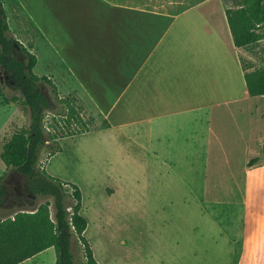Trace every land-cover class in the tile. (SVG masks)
Returning <instances> with one entry per match:
<instances>
[{"label": "crops", "instance_id": "1", "mask_svg": "<svg viewBox=\"0 0 264 264\" xmlns=\"http://www.w3.org/2000/svg\"><path fill=\"white\" fill-rule=\"evenodd\" d=\"M14 1L35 36L19 25L10 35L33 54L41 42L42 75L75 91L95 128L129 153L184 171L199 162L190 174L203 183L217 172L212 161L232 168L241 159L247 196L261 192L244 209L246 264H264V95L248 93L243 64L254 54L235 46L223 0ZM51 250L20 264H55Z\"/></svg>", "mask_w": 264, "mask_h": 264}, {"label": "rangeland", "instance_id": "2", "mask_svg": "<svg viewBox=\"0 0 264 264\" xmlns=\"http://www.w3.org/2000/svg\"><path fill=\"white\" fill-rule=\"evenodd\" d=\"M20 1L28 5L31 2ZM237 1L223 0L227 7L233 8ZM16 5L14 0H3L8 25L11 29L18 25L28 29L34 37V29L26 17L23 14L15 17ZM40 43L34 53L39 61L34 69L37 75L44 73ZM248 48L254 60L244 58V66L263 67L264 39ZM13 55L21 58L18 50ZM47 68L57 69L54 65ZM49 79L55 85L51 76ZM56 88L57 97L75 102L85 119L94 118V125L86 132L66 134L75 124L65 127L59 116L64 114V108L52 87L42 84L41 90L54 109L44 116L47 138L39 150L36 167L79 187L81 214L87 219L83 235L90 246L93 243L100 264H246V248L242 243L247 231L244 209L247 201L250 207L258 206L261 192L251 195L250 191L247 196L241 159L232 161L235 164L232 168L217 159L212 161L218 167L217 172L203 183L201 178L194 179L190 174L199 172V162L184 171L157 165L146 153L143 158L147 161L137 158L133 155L135 149L129 153V147L119 143L113 134L95 128V117L75 91ZM0 90L7 98L21 97L9 73L1 66ZM255 106L262 108L263 104ZM28 124V111L19 103L6 104L0 95V151L5 137ZM259 127L264 128V120ZM47 133H55L56 140L50 139ZM0 177V186L5 191L0 219L19 208L44 201L33 196L24 175L6 168L1 159ZM65 189L71 192L70 186L65 185ZM71 240L76 263L85 264L81 245L75 237ZM51 251L55 252L53 248Z\"/></svg>", "mask_w": 264, "mask_h": 264}, {"label": "trees", "instance_id": "3", "mask_svg": "<svg viewBox=\"0 0 264 264\" xmlns=\"http://www.w3.org/2000/svg\"><path fill=\"white\" fill-rule=\"evenodd\" d=\"M0 0V66L10 75L15 90L21 97L7 98L0 90L6 104L19 103L29 114V124L15 129L3 139L0 159L6 168L15 170L27 179L28 188L34 197L44 199L33 207L19 208L0 219V264H20L52 247L55 264H77L72 250L75 237L82 247L85 264H99L83 233L87 219L81 214L82 194L73 183H65L36 167L40 148L47 138L44 116L54 109L42 92L41 85L52 87L56 99L64 108L59 115L65 127L75 124L66 134L73 135L93 128L94 118H84L80 108L69 98L57 97V88L45 75H37L34 67L37 57L23 44L9 35V25ZM227 22L236 47H248L264 39V0H238L235 7L225 9ZM18 50L20 59L13 53ZM248 93L264 95V66L248 69L244 66ZM248 69V70H247ZM56 140L57 135L47 133ZM61 136L64 132L61 131ZM264 152V140L259 143ZM258 157L249 160L250 167ZM1 180V177H0ZM65 185L71 187L69 193ZM5 191L0 186V205ZM51 206L53 213H51ZM68 208L70 210L68 211Z\"/></svg>", "mask_w": 264, "mask_h": 264}]
</instances>
